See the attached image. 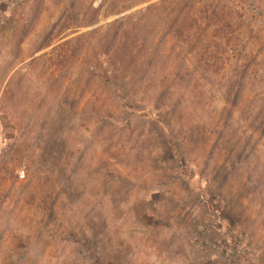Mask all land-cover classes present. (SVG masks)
Returning <instances> with one entry per match:
<instances>
[{"label":"rangeland","instance_id":"1","mask_svg":"<svg viewBox=\"0 0 264 264\" xmlns=\"http://www.w3.org/2000/svg\"><path fill=\"white\" fill-rule=\"evenodd\" d=\"M162 1L0 0V264H264L255 0H190L134 91L67 45Z\"/></svg>","mask_w":264,"mask_h":264},{"label":"trees","instance_id":"2","mask_svg":"<svg viewBox=\"0 0 264 264\" xmlns=\"http://www.w3.org/2000/svg\"><path fill=\"white\" fill-rule=\"evenodd\" d=\"M191 4L190 0H164L146 7L138 15L131 13L72 37L68 39L67 45H71L73 54H79L84 45H88L91 55L89 54L87 61H99L100 56L106 57V63L112 68V73H118L127 79L134 91L135 83L142 86L145 80L149 81L148 70L158 61L159 48L167 33L173 34L175 40H180L183 39L186 29L188 31L191 28ZM158 31L160 34H157ZM41 56L33 58V63L41 59ZM179 160L181 178L192 180L193 174L185 164L184 154ZM67 177L69 178L68 175ZM67 177L65 180H68ZM205 194L201 195V198L204 199L207 210L212 212L223 226V202H209L204 196L210 198V195L206 191Z\"/></svg>","mask_w":264,"mask_h":264},{"label":"built area","instance_id":"3","mask_svg":"<svg viewBox=\"0 0 264 264\" xmlns=\"http://www.w3.org/2000/svg\"><path fill=\"white\" fill-rule=\"evenodd\" d=\"M245 10L247 11L246 8ZM249 15L251 25L261 24L264 26V0H255L251 5H249Z\"/></svg>","mask_w":264,"mask_h":264}]
</instances>
